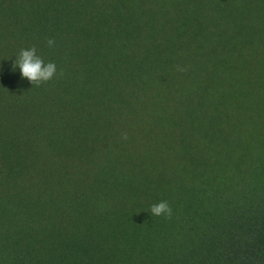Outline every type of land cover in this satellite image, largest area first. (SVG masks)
I'll return each instance as SVG.
<instances>
[{
	"label": "trees",
	"instance_id": "trees-1",
	"mask_svg": "<svg viewBox=\"0 0 264 264\" xmlns=\"http://www.w3.org/2000/svg\"><path fill=\"white\" fill-rule=\"evenodd\" d=\"M0 264H264V0H0Z\"/></svg>",
	"mask_w": 264,
	"mask_h": 264
},
{
	"label": "clouds",
	"instance_id": "clouds-1",
	"mask_svg": "<svg viewBox=\"0 0 264 264\" xmlns=\"http://www.w3.org/2000/svg\"><path fill=\"white\" fill-rule=\"evenodd\" d=\"M47 43L49 47H52L55 41L50 39ZM13 68H18L22 79H26L33 86H40L57 77L56 64L53 62L45 63L44 59L37 54L35 46L21 49L15 58ZM178 70L184 71V69ZM60 75H63V73H60ZM149 211L153 217H164L166 219H170L173 214V210L167 201H160L151 205Z\"/></svg>",
	"mask_w": 264,
	"mask_h": 264
}]
</instances>
